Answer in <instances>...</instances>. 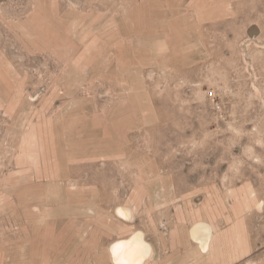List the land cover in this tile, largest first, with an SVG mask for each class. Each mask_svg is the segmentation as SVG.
<instances>
[{"label":"rangeland","instance_id":"374dc122","mask_svg":"<svg viewBox=\"0 0 264 264\" xmlns=\"http://www.w3.org/2000/svg\"><path fill=\"white\" fill-rule=\"evenodd\" d=\"M137 232L143 264H264V0H0V264Z\"/></svg>","mask_w":264,"mask_h":264},{"label":"bare ground","instance_id":"6f19581e","mask_svg":"<svg viewBox=\"0 0 264 264\" xmlns=\"http://www.w3.org/2000/svg\"><path fill=\"white\" fill-rule=\"evenodd\" d=\"M118 212L125 216L131 215L130 208L126 206H120ZM192 235L200 242L201 246L208 248L210 237L212 236V227L206 221H199L192 228ZM115 243H125L128 246V250L137 255L144 257L142 264L145 259L152 253V245L143 237L141 232H137L127 239L118 240Z\"/></svg>","mask_w":264,"mask_h":264},{"label":"clouds","instance_id":"9594fccd","mask_svg":"<svg viewBox=\"0 0 264 264\" xmlns=\"http://www.w3.org/2000/svg\"><path fill=\"white\" fill-rule=\"evenodd\" d=\"M126 219H131L130 216ZM109 251L113 258V264H142L144 257L134 254L128 250L125 243H114L110 246Z\"/></svg>","mask_w":264,"mask_h":264}]
</instances>
